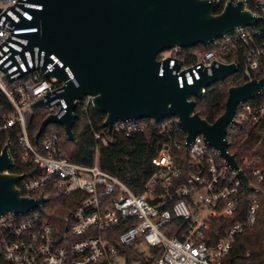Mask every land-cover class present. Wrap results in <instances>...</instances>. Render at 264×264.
<instances>
[{
    "label": "built area",
    "instance_id": "built-area-1",
    "mask_svg": "<svg viewBox=\"0 0 264 264\" xmlns=\"http://www.w3.org/2000/svg\"><path fill=\"white\" fill-rule=\"evenodd\" d=\"M244 1L260 17L255 26L235 29L203 50L175 46L157 53L158 59H169L168 67L177 75L179 86L183 79L188 85L198 79V69L211 73L213 61L215 66L235 65L237 71L227 77L228 86L259 79L254 75L264 72V0ZM41 7L27 0H0V92L11 109L0 119V130L14 127L17 132L15 154L18 166L26 170L12 171L23 175L18 182L21 194L46 198L26 215L9 212L0 217V264H114L112 255L119 254V248L133 247L139 241L153 251L150 264H232L229 255L235 238L256 224L260 207L264 100L255 102L257 96L239 103L233 122L227 125L229 146L235 139L240 140L241 149L253 142L238 156L228 147L237 168L200 134L188 146L184 135L176 139L175 118H164L158 124L150 118L127 119L114 122L110 130L104 128L113 136L126 137L142 133L150 122L157 126V152L151 159L155 169L141 192H134L117 175L99 167L96 153L92 165H83L63 155L60 137L54 133L42 138L39 149L31 142L36 101L49 100L38 106L45 108L46 115L65 113L60 96L65 81L57 76L46 78L43 73L63 67L69 80L78 84L59 57L51 53L47 58L39 46L28 47V34L39 31V26L18 23L32 17L31 9ZM212 86L203 89V95ZM91 99L87 95L74 101L76 107L87 109ZM94 139L104 147L111 142L103 132H94ZM239 171L253 188L245 186ZM50 190L80 195L60 227L42 220L37 212L48 201Z\"/></svg>",
    "mask_w": 264,
    "mask_h": 264
},
{
    "label": "water",
    "instance_id": "water-1",
    "mask_svg": "<svg viewBox=\"0 0 264 264\" xmlns=\"http://www.w3.org/2000/svg\"><path fill=\"white\" fill-rule=\"evenodd\" d=\"M27 1L42 6L31 9L32 17L18 23L39 26V31L28 34V47L39 46L46 57L51 53L59 57L78 83L75 86L69 80L63 67L43 73L46 78L57 76L65 81L60 94L65 113L61 117L46 115L34 142L48 124L62 125L65 138L73 142L77 118L74 100L92 95L91 106L104 115L101 128L110 130L114 122L127 119L150 118L158 124L164 118H175L184 133L185 146L200 134L210 148L237 168L235 155L228 151L227 125L233 122L239 103L263 93L264 77L230 85L224 112L209 123L195 110V100L203 95V89L234 74L235 65L215 66L213 61L211 73L198 69V79L193 78L189 85L183 79L179 86L177 75L168 67L169 59H158L157 53L175 46L207 47L235 29L255 26L260 17L252 13L246 1L226 0L219 12V0ZM48 101L39 99L34 107ZM10 146L7 139L0 151V217L9 212L26 215L46 200L21 194L18 182L23 175L12 171L15 160ZM239 176L245 186L253 188L242 171Z\"/></svg>",
    "mask_w": 264,
    "mask_h": 264
},
{
    "label": "trees",
    "instance_id": "trees-1",
    "mask_svg": "<svg viewBox=\"0 0 264 264\" xmlns=\"http://www.w3.org/2000/svg\"><path fill=\"white\" fill-rule=\"evenodd\" d=\"M220 1L221 4L218 12L222 9L225 0ZM249 7H251L250 4ZM194 48L203 50L206 47L203 45L191 47V49ZM254 77L260 79V77H264V72L255 74ZM229 80V78H226L221 83L213 84V88L195 100V110L209 123L214 122L225 110L227 89L229 87L227 82ZM261 100H264V91L260 97L254 99L255 102H261ZM10 111V105L6 97L0 92V119ZM75 112L77 118L73 127V142L65 138L64 129L59 124L48 125L45 131L41 133L37 142H34L33 137L39 128L40 121L46 116L45 108H34V115L29 130V137L34 146L39 149L42 138L47 134L54 133L60 137L63 155L67 159L74 163L92 165L96 153L97 163L102 170L117 175L132 191L141 192L144 182L155 169L151 163V159L157 152V126L150 122L142 133L126 137L113 136L106 129L100 127L104 115L92 106H88L87 109L77 107ZM174 129L175 138L183 139L184 133L178 127L177 122L174 124ZM94 132H103L108 138H111L109 145L107 147L99 145L98 141L94 139ZM16 133L14 127L8 128L6 131L0 130V151L8 139L11 143V154L17 164L13 168V171L25 172L26 168L18 166L17 155L15 154ZM252 145L253 142H249L245 144L244 149H241L243 146L240 145V140L235 139L233 141L230 140L229 149L238 156L245 151V148H249ZM262 187L263 191L258 196L260 207L256 219L257 222L235 238L236 240L229 255L232 264H264V185ZM79 200V193L63 195L50 190L48 201L37 212L42 220L53 226L60 227L64 215L69 209L75 207ZM232 220H228V224ZM222 230L223 228L220 231ZM111 241L115 242V238H112ZM151 252H153L152 249ZM118 253L124 256L127 264L132 260L138 264H150L151 262L150 255L143 256L136 252L132 246L121 247Z\"/></svg>",
    "mask_w": 264,
    "mask_h": 264
},
{
    "label": "rangeland",
    "instance_id": "rangeland-1",
    "mask_svg": "<svg viewBox=\"0 0 264 264\" xmlns=\"http://www.w3.org/2000/svg\"><path fill=\"white\" fill-rule=\"evenodd\" d=\"M50 125V124H48ZM133 249L142 254L143 256L150 255L151 254V249L144 244V242L139 241L133 246ZM112 259L114 261V264H126L124 256L121 254H114L112 255ZM129 264H138L136 261H131Z\"/></svg>",
    "mask_w": 264,
    "mask_h": 264
},
{
    "label": "bare ground",
    "instance_id": "bare-ground-1",
    "mask_svg": "<svg viewBox=\"0 0 264 264\" xmlns=\"http://www.w3.org/2000/svg\"><path fill=\"white\" fill-rule=\"evenodd\" d=\"M30 31V30H27V32Z\"/></svg>",
    "mask_w": 264,
    "mask_h": 264
}]
</instances>
